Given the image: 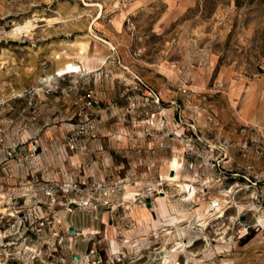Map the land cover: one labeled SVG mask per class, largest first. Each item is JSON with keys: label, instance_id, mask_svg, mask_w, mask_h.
<instances>
[{"label": "rangeland", "instance_id": "rangeland-1", "mask_svg": "<svg viewBox=\"0 0 264 264\" xmlns=\"http://www.w3.org/2000/svg\"><path fill=\"white\" fill-rule=\"evenodd\" d=\"M0 183V264H264V0H0Z\"/></svg>", "mask_w": 264, "mask_h": 264}, {"label": "built area", "instance_id": "built-area-1", "mask_svg": "<svg viewBox=\"0 0 264 264\" xmlns=\"http://www.w3.org/2000/svg\"><path fill=\"white\" fill-rule=\"evenodd\" d=\"M158 103V99H157ZM66 146L70 149H74V141L69 140L66 143ZM192 149V148H191ZM27 193H31L30 190L26 191ZM46 197H52V194L49 190L45 192ZM27 197V195L18 196L12 190H6V188L0 183V232L5 230L3 225L8 223L10 220L13 219L18 225L25 226V223L28 222L29 225L33 224L35 221H40L41 224L44 223V216L42 215V211L40 210L39 213L42 215L41 217H37V212L33 208H26V212H21L20 207L18 206L15 208L16 202L18 199H22ZM53 200V198L51 199ZM54 201V200H53ZM31 223V224H30Z\"/></svg>", "mask_w": 264, "mask_h": 264}, {"label": "crops", "instance_id": "crops-1", "mask_svg": "<svg viewBox=\"0 0 264 264\" xmlns=\"http://www.w3.org/2000/svg\"><path fill=\"white\" fill-rule=\"evenodd\" d=\"M19 153H21V150H18V154ZM68 158H69V160L71 161V162H75V161H78V159H79V155H77V154H74V155H69L68 156ZM175 173H176V171H175ZM27 181V180H26ZM25 180H23L22 179V176H20L19 178H17V180L16 181H14V184H15V186H17V190H19V191H21V190H23V189H26V190H28L27 189V185H28V181L26 182ZM27 184H26V183ZM23 187H25V188H23ZM25 190V191H26ZM17 204L19 203L18 202V200H17V202H16ZM172 208H174L173 206H172ZM160 209H161V215H162V218L161 219H159L158 218V221H159V223L162 225V229L164 228V227H167V228H171L173 225H174V217H170V216H165V215H167L166 213H167V211H168V206H161L160 207ZM167 210V211H166ZM179 223H180V221H179ZM224 264H228V263H224Z\"/></svg>", "mask_w": 264, "mask_h": 264}, {"label": "water", "instance_id": "water-1", "mask_svg": "<svg viewBox=\"0 0 264 264\" xmlns=\"http://www.w3.org/2000/svg\"><path fill=\"white\" fill-rule=\"evenodd\" d=\"M172 175V174H171ZM244 220V218L243 217H240V221H243ZM69 232L71 233V234H75V230L72 228V227H70L69 228ZM73 259H74V261H79V258L78 257H76V256H74L73 257Z\"/></svg>", "mask_w": 264, "mask_h": 264}, {"label": "bare ground", "instance_id": "bare-ground-1", "mask_svg": "<svg viewBox=\"0 0 264 264\" xmlns=\"http://www.w3.org/2000/svg\"><path fill=\"white\" fill-rule=\"evenodd\" d=\"M130 196H128L129 198L130 197H132L133 196V194H129ZM137 196V195H136ZM128 199V198H127ZM217 208V209H220V204H216L215 206H212V208ZM223 214V213H222ZM224 216H220L218 219H216V220H219V219H221V218H223ZM206 223H203V225H205ZM185 245H186V243H185ZM189 246H191V245H189ZM187 247V246H186Z\"/></svg>", "mask_w": 264, "mask_h": 264}]
</instances>
